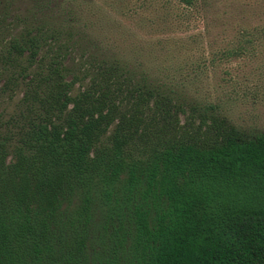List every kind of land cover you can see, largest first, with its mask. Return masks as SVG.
I'll list each match as a JSON object with an SVG mask.
<instances>
[{"label":"trees","instance_id":"trees-1","mask_svg":"<svg viewBox=\"0 0 264 264\" xmlns=\"http://www.w3.org/2000/svg\"><path fill=\"white\" fill-rule=\"evenodd\" d=\"M136 5L0 0V264H264V129L129 45Z\"/></svg>","mask_w":264,"mask_h":264},{"label":"rangeland","instance_id":"rangeland-1","mask_svg":"<svg viewBox=\"0 0 264 264\" xmlns=\"http://www.w3.org/2000/svg\"><path fill=\"white\" fill-rule=\"evenodd\" d=\"M136 2L137 13L116 11L129 45L190 76L193 93L218 102L236 121L264 129V0ZM239 44L242 54L223 55Z\"/></svg>","mask_w":264,"mask_h":264}]
</instances>
